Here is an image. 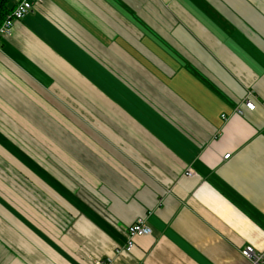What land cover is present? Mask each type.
Here are the masks:
<instances>
[{
	"label": "crops",
	"instance_id": "crops-1",
	"mask_svg": "<svg viewBox=\"0 0 264 264\" xmlns=\"http://www.w3.org/2000/svg\"><path fill=\"white\" fill-rule=\"evenodd\" d=\"M138 218L150 236L120 251ZM247 247L264 258V0H42L14 23L0 264H250Z\"/></svg>",
	"mask_w": 264,
	"mask_h": 264
},
{
	"label": "built area",
	"instance_id": "built-area-1",
	"mask_svg": "<svg viewBox=\"0 0 264 264\" xmlns=\"http://www.w3.org/2000/svg\"><path fill=\"white\" fill-rule=\"evenodd\" d=\"M41 2L42 0H22L18 2L0 25V41L1 39L6 38L11 34L13 25L16 21L24 18L33 10V7L35 5ZM242 108H245L249 111H253L256 108V102L251 94L244 98L242 105L236 108L235 113L241 115ZM229 157L230 155H225L223 159L228 160ZM185 175L193 176L194 171L188 169L186 170ZM125 232L127 235L126 243L125 246L120 249V251L130 253L134 247V239L137 237L150 236L151 228L144 219L138 218L134 223L126 227ZM241 253L249 261L250 264H264L262 253H257L249 247L243 249ZM94 264H108V260L107 262L105 260H96L94 261Z\"/></svg>",
	"mask_w": 264,
	"mask_h": 264
},
{
	"label": "trees",
	"instance_id": "trees-1",
	"mask_svg": "<svg viewBox=\"0 0 264 264\" xmlns=\"http://www.w3.org/2000/svg\"><path fill=\"white\" fill-rule=\"evenodd\" d=\"M9 0H0V25L5 20L7 15L11 12V10H8L7 4Z\"/></svg>",
	"mask_w": 264,
	"mask_h": 264
}]
</instances>
